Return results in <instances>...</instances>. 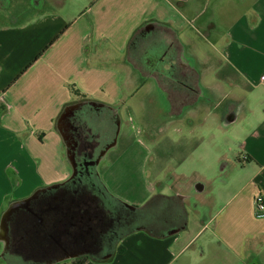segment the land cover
Listing matches in <instances>:
<instances>
[{
	"label": "crops",
	"instance_id": "crops-1",
	"mask_svg": "<svg viewBox=\"0 0 264 264\" xmlns=\"http://www.w3.org/2000/svg\"><path fill=\"white\" fill-rule=\"evenodd\" d=\"M0 3L4 264L70 263L85 256V264H264V217L255 207V198L264 196V0ZM157 89L165 97L160 101L167 109L166 126L175 133L186 132L188 118L201 120L199 125L211 119L219 128L222 118L233 126L230 140L242 167L226 189L213 195V208L204 213L190 209L185 192L183 197L156 193L155 182L145 176L152 151L133 141L119 152L118 131L114 151L103 161L115 152L116 157L104 166L100 182L105 188L113 179L147 182L145 195L131 203L151 215L147 224L126 232L109 252L61 250L59 258L38 261L13 255L2 220L15 203L70 180L63 130L74 112L104 108L120 130L123 114L133 111L143 92L149 94L151 111H159ZM237 90L249 94L240 100ZM237 106L243 115L236 113ZM200 110L205 117L200 118ZM193 129L190 122L187 131ZM160 157L168 154L155 155L158 167ZM218 160L227 162V157ZM199 182L196 190L203 192L206 183Z\"/></svg>",
	"mask_w": 264,
	"mask_h": 264
},
{
	"label": "flooded vegetation",
	"instance_id": "flooded-vegetation-1",
	"mask_svg": "<svg viewBox=\"0 0 264 264\" xmlns=\"http://www.w3.org/2000/svg\"><path fill=\"white\" fill-rule=\"evenodd\" d=\"M96 110H77L63 130L70 180L10 216L6 238L13 255L38 261L59 258L61 250L109 252L126 232L149 221L148 213L126 208L135 213L126 214L100 182V164L114 146L119 129L110 112ZM53 241L64 249L53 248Z\"/></svg>",
	"mask_w": 264,
	"mask_h": 264
},
{
	"label": "rangeland",
	"instance_id": "rangeland-1",
	"mask_svg": "<svg viewBox=\"0 0 264 264\" xmlns=\"http://www.w3.org/2000/svg\"><path fill=\"white\" fill-rule=\"evenodd\" d=\"M1 18L3 21V17H0V20ZM145 91H149V88H146ZM237 93L240 100L243 96V99H245L249 94L241 90H237ZM153 94H156L159 98V111L157 113L151 111V103L147 102L149 94L143 92L132 106L133 113L126 112L123 114V124L119 130V152H122V148L133 141L136 142L137 146L141 145V148L145 147L149 149L152 153L146 165L145 176L146 180L155 182L156 186H154V189L156 193L173 194L177 192L179 194L182 193L183 197V193L185 192V199L190 209H197L200 213L209 211L213 208L211 202L213 195L217 191L226 189L230 182V177L239 174L237 171L242 167V162L234 156V143L230 140L233 126L226 124L222 118L218 124L220 128L217 127V121H212L211 119L206 120L205 124L199 125L201 120L199 121L192 117L193 119L188 118L183 122L186 132L183 134L181 132L175 133L172 131L173 127L166 126L165 113L167 109L163 107L160 101L165 98L164 95L158 89L156 92L153 91ZM241 104H245V101H240ZM237 107L236 113L243 115L242 110L239 109V106ZM219 113L221 114V111ZM202 117H205L204 110L200 115V118ZM190 122L193 123L194 128L192 132L187 131V125ZM123 135L124 139H121ZM172 140L177 142H173ZM159 147L164 149L159 150ZM112 149H114V146L110 148L111 151H114ZM116 153L110 155L111 157L107 159L109 161L102 160L103 162L100 164L101 174L104 171V166H108L110 161L116 157ZM167 154L168 158L166 157L164 160L160 157L161 167L154 165L155 155L167 156ZM223 155L227 157V162H219V157ZM67 158L66 156V160ZM225 163L226 167L223 168ZM176 176L179 178H175ZM201 179L205 181L206 189L203 192H197L196 185L200 184L199 181ZM112 182L113 184L111 183L110 186L105 182L107 184H104L107 186L106 189H108L113 198L129 205H132V201L145 195L144 192L147 190V182H140L137 177L133 178V184L118 183L114 179ZM35 194L36 192L33 195ZM126 212L132 214V216L135 214L125 208ZM136 212L138 211L136 210ZM1 254L3 255L1 256ZM6 255L8 256V254L3 252V243L0 241V264H4L3 261L5 260L3 259L5 258L3 257ZM13 263L19 262L13 261Z\"/></svg>",
	"mask_w": 264,
	"mask_h": 264
},
{
	"label": "water",
	"instance_id": "water-1",
	"mask_svg": "<svg viewBox=\"0 0 264 264\" xmlns=\"http://www.w3.org/2000/svg\"><path fill=\"white\" fill-rule=\"evenodd\" d=\"M57 186H55L54 188H56ZM39 195L38 194H35L34 196L26 199V200H23V201H20V202H17L15 203L9 210V212L4 216L3 220H2V228H3V232L5 234H7V230H8V222H9V218L10 216L12 215V213L19 209V208H22V207H26V208H29V205L30 203L35 200ZM125 208H130L134 211H136V208L129 205V204H125V203H122L120 202ZM76 257V256H75Z\"/></svg>",
	"mask_w": 264,
	"mask_h": 264
},
{
	"label": "built area",
	"instance_id": "built-area-1",
	"mask_svg": "<svg viewBox=\"0 0 264 264\" xmlns=\"http://www.w3.org/2000/svg\"><path fill=\"white\" fill-rule=\"evenodd\" d=\"M262 79L264 80V76L262 77ZM255 207L257 214L264 217V196L262 194L258 195L255 198Z\"/></svg>",
	"mask_w": 264,
	"mask_h": 264
},
{
	"label": "trees",
	"instance_id": "trees-1",
	"mask_svg": "<svg viewBox=\"0 0 264 264\" xmlns=\"http://www.w3.org/2000/svg\"><path fill=\"white\" fill-rule=\"evenodd\" d=\"M88 260L89 258L85 256V257L73 260L70 263H58V264H85Z\"/></svg>",
	"mask_w": 264,
	"mask_h": 264
}]
</instances>
